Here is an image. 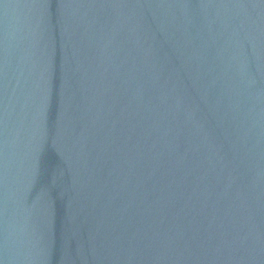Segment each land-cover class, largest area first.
I'll return each instance as SVG.
<instances>
[{
	"label": "water",
	"instance_id": "1",
	"mask_svg": "<svg viewBox=\"0 0 264 264\" xmlns=\"http://www.w3.org/2000/svg\"><path fill=\"white\" fill-rule=\"evenodd\" d=\"M0 264H264V0H0Z\"/></svg>",
	"mask_w": 264,
	"mask_h": 264
}]
</instances>
